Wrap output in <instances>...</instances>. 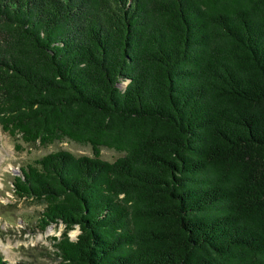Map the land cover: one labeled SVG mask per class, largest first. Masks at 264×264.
<instances>
[{
    "label": "trees",
    "instance_id": "trees-1",
    "mask_svg": "<svg viewBox=\"0 0 264 264\" xmlns=\"http://www.w3.org/2000/svg\"><path fill=\"white\" fill-rule=\"evenodd\" d=\"M0 127L58 264H264V0H0Z\"/></svg>",
    "mask_w": 264,
    "mask_h": 264
},
{
    "label": "rangeland",
    "instance_id": "rangeland-1",
    "mask_svg": "<svg viewBox=\"0 0 264 264\" xmlns=\"http://www.w3.org/2000/svg\"><path fill=\"white\" fill-rule=\"evenodd\" d=\"M15 143L19 144L16 148ZM65 148L75 154H91L88 145L64 140L47 145L26 144L10 136L0 127V253L10 264L30 262L32 264H58L55 254L54 236H61L65 225L62 222L48 224L40 230L37 220L43 205L38 201L18 196L14 192L13 178L21 173L27 163L35 158ZM101 157L113 160L121 153L102 147ZM79 232L75 225L68 230L71 239Z\"/></svg>",
    "mask_w": 264,
    "mask_h": 264
}]
</instances>
